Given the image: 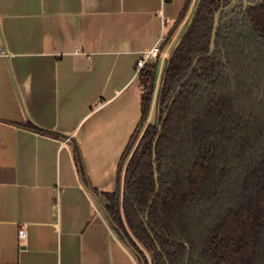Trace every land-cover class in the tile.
<instances>
[{"label": "crops", "instance_id": "crops-1", "mask_svg": "<svg viewBox=\"0 0 264 264\" xmlns=\"http://www.w3.org/2000/svg\"><path fill=\"white\" fill-rule=\"evenodd\" d=\"M185 2L0 0V264H139L102 194L140 120L139 53L163 45Z\"/></svg>", "mask_w": 264, "mask_h": 264}, {"label": "trees", "instance_id": "trees-1", "mask_svg": "<svg viewBox=\"0 0 264 264\" xmlns=\"http://www.w3.org/2000/svg\"><path fill=\"white\" fill-rule=\"evenodd\" d=\"M191 1L163 47L185 18L186 26ZM231 1L201 0L166 62L154 121L161 60L138 76L140 120L119 162L117 189L102 195L111 226L139 264H264V0L222 12L215 49L203 57L214 15ZM21 127L63 139L29 122ZM72 147L90 190L79 148Z\"/></svg>", "mask_w": 264, "mask_h": 264}, {"label": "water", "instance_id": "water-1", "mask_svg": "<svg viewBox=\"0 0 264 264\" xmlns=\"http://www.w3.org/2000/svg\"><path fill=\"white\" fill-rule=\"evenodd\" d=\"M239 1H242V3L244 4V7L247 6H253L252 4L248 3L247 0H232L228 5L226 6H222L218 9V11L215 13L214 15V22H213V27H212V32H211V39H210V45H209V52L207 55L203 56V57H209L212 55L214 49H215V42H216V36H217V30L219 27V20H220V16L222 14V12L228 11L230 10L232 7H234ZM201 3V0H197L196 4L192 10V13L189 17V20L183 30V32L180 34V36L178 37V39L176 40L171 52H170V57L175 53V51L177 50L178 46L180 45L182 39L184 38L185 34L187 33L188 29L190 28L194 16L197 12V9L199 7ZM202 56H198L197 58H195L193 64H192V68L196 65L197 61L201 58ZM170 59V58H169ZM161 128V126L159 127V129ZM156 177V174H155ZM91 194L96 197V195L93 193V191H91ZM130 250L134 253V255H136V253L133 251V249L130 247Z\"/></svg>", "mask_w": 264, "mask_h": 264}, {"label": "built area", "instance_id": "built-area-1", "mask_svg": "<svg viewBox=\"0 0 264 264\" xmlns=\"http://www.w3.org/2000/svg\"><path fill=\"white\" fill-rule=\"evenodd\" d=\"M162 40L159 41L155 46L148 50H144L139 53V58L135 63V76L138 78L140 71L146 66L153 65L157 60L168 61L170 56L162 50ZM0 54H3L6 57V54L3 53L2 48H0ZM141 87V91L144 90V87ZM19 238H24L25 231L23 228L19 230Z\"/></svg>", "mask_w": 264, "mask_h": 264}, {"label": "rangeland", "instance_id": "rangeland-1", "mask_svg": "<svg viewBox=\"0 0 264 264\" xmlns=\"http://www.w3.org/2000/svg\"><path fill=\"white\" fill-rule=\"evenodd\" d=\"M185 21H186V18L185 20L181 23L180 26H178V28L176 29L175 33H174V36L172 38V40L168 43L170 44L171 42H174L175 39L177 40L178 36L180 35L179 33L181 32V30L184 29L185 27ZM174 46V45H173ZM171 48V47H170ZM173 48V47H172ZM171 48V49H172ZM171 49H170V52H171ZM170 52L168 53V56H170ZM164 63L165 61L161 60L159 61L158 63V69H157V73H156V81H155V92H154V100L157 102V97H158V91L160 89V85H161V78H162V75H163V70H164ZM156 108H157V103H153V106H152V109H151V114H150V118L152 121H154L157 117H156ZM138 141V139H137ZM137 141L135 142V144L133 145V147L136 145Z\"/></svg>", "mask_w": 264, "mask_h": 264}, {"label": "flooded vegetation", "instance_id": "flooded-vegetation-1", "mask_svg": "<svg viewBox=\"0 0 264 264\" xmlns=\"http://www.w3.org/2000/svg\"><path fill=\"white\" fill-rule=\"evenodd\" d=\"M242 2V1H241ZM249 3V2H248Z\"/></svg>", "mask_w": 264, "mask_h": 264}]
</instances>
